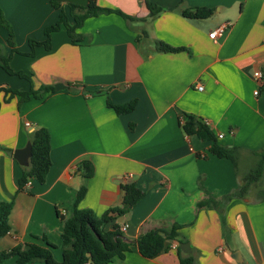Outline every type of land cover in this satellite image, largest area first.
<instances>
[{"label":"crops","instance_id":"obj_1","mask_svg":"<svg viewBox=\"0 0 264 264\" xmlns=\"http://www.w3.org/2000/svg\"><path fill=\"white\" fill-rule=\"evenodd\" d=\"M95 1L136 19L115 12L89 16L77 29L79 41L60 27L50 33L49 49L35 45L29 55V39L43 41L59 9L50 0H0L17 49L11 51L0 27L12 70L30 75L34 87L66 86L19 108L18 96L3 102L0 92V202L13 201L0 251L28 242L44 245L43 236L60 260L63 222L78 189L84 195L77 207L99 217L122 204V184L128 181L143 192L117 219L127 225L123 234L130 247L123 258L102 264H179L180 240L189 244L195 264H264V173L244 195L225 198L242 184L258 161L254 152L264 147V0ZM147 1L160 8L154 17L148 16ZM201 6L213 13L182 15L183 8ZM223 22L230 27L211 39L209 32ZM156 41L178 49L156 50ZM0 86L25 90L30 82L0 67ZM108 100L134 101L135 107L117 114ZM186 115L204 123L216 143L236 148V168L210 151V140L184 132ZM39 127L49 133L50 167L43 183L32 178L18 190L22 165L13 150ZM84 161L91 166L87 177ZM209 196L219 205L197 206ZM174 224L180 225L176 239L152 257L140 254L139 234L169 231Z\"/></svg>","mask_w":264,"mask_h":264},{"label":"trees","instance_id":"obj_2","mask_svg":"<svg viewBox=\"0 0 264 264\" xmlns=\"http://www.w3.org/2000/svg\"><path fill=\"white\" fill-rule=\"evenodd\" d=\"M50 2L54 8L59 9L57 20L54 24L44 28L45 39L43 41L29 39L28 43L31 48L28 52L29 55L33 54V47L35 45H43L46 49H49L50 33L60 29V27L65 28L72 42L79 41L82 35L77 29L89 16L101 12H115L125 19H136L119 10L100 7L96 4L95 0H89L87 6L62 3L56 0H50ZM64 6H66L67 10L63 8ZM146 6L149 10V17H154L160 11L159 7L153 6L149 1L146 2ZM212 13L213 9L210 7L201 6L182 9V15L188 18H206ZM0 27L5 28L7 31V43L11 47V51H17L11 25L5 19L1 10ZM155 43L156 50L172 51L178 49L160 41H156ZM9 59L10 54L5 55L0 45V67L9 74H15L18 77L27 79L30 82V86L25 90L0 86V92H3V102L9 101L13 96H18V103L27 101L32 97L41 99L47 93L55 90L53 85L42 84L34 87L31 76L21 71H13L9 65ZM107 105L117 114H123L132 111L135 107V102L129 101L125 104L114 105L108 100ZM182 128L187 134L196 133L203 139L210 140V151L216 156L230 159L234 168L237 167L236 148H230L216 143V138L204 123L191 115H186ZM28 138L31 142V156L29 158V165L22 166V174L18 178V190L22 189L26 182L32 178L43 183L50 167V140L47 129L44 127L35 128L29 133ZM254 153L258 156L256 165L244 175L242 184L232 194L225 196L226 199H229L231 195H244L251 184L258 182L262 178L264 173V147ZM81 168L84 176L87 177L91 174L89 162H82ZM122 188L124 191L122 204L108 208L99 217H96L89 209L77 207L79 200L84 195V188L80 187L78 189L73 208L63 222L60 260H56L52 255V250L56 246L41 236V239L45 241L44 245L28 242L24 246L15 245L8 250L0 251V264H27L33 259H41L44 264H102L111 262L115 257L123 258L124 253L129 250L130 242L125 239L123 232L120 230L122 223L118 222L117 219L124 215L142 197L143 192L132 182L128 181L122 184ZM261 198L264 199V188L261 190ZM204 205L216 207L219 205V202L209 196L197 203L198 207ZM12 206V200L0 202V238L10 230L8 217ZM109 223L111 224L110 228H106V225ZM179 227L180 225L174 224L169 231L152 229L139 234L135 240L138 251L145 257L156 255L165 247L167 240L177 238ZM181 242L182 240H180ZM177 253L179 255V264H195L194 257L191 253H183L179 247H177ZM10 256L15 257L14 261L6 263L5 260Z\"/></svg>","mask_w":264,"mask_h":264},{"label":"water","instance_id":"obj_3","mask_svg":"<svg viewBox=\"0 0 264 264\" xmlns=\"http://www.w3.org/2000/svg\"><path fill=\"white\" fill-rule=\"evenodd\" d=\"M58 2L62 3H72L79 6H87L89 0H56ZM63 84L57 83L54 85L55 89H62L65 88ZM13 158L18 161V163L22 166H28L29 165V158L31 156V142L28 140L26 144L22 148H17L13 150ZM60 218H63L61 216ZM179 248L184 253H190L191 249L189 247V244L187 242H181L179 244Z\"/></svg>","mask_w":264,"mask_h":264},{"label":"built area","instance_id":"obj_4","mask_svg":"<svg viewBox=\"0 0 264 264\" xmlns=\"http://www.w3.org/2000/svg\"><path fill=\"white\" fill-rule=\"evenodd\" d=\"M231 23L230 22H223L221 24H219L214 30H212L211 32H209V37L213 40H215L219 35H221L223 32H225L226 29H228L230 27ZM256 80H261L262 79V72L261 71H257L256 75H255ZM198 90L202 89V86H197ZM254 94L258 93V90H254L253 91ZM25 126L30 127V124L28 122H25ZM219 137H222V134L218 135ZM127 229V225L126 224H121L120 226V230L122 232L126 231Z\"/></svg>","mask_w":264,"mask_h":264},{"label":"rangeland","instance_id":"obj_5","mask_svg":"<svg viewBox=\"0 0 264 264\" xmlns=\"http://www.w3.org/2000/svg\"><path fill=\"white\" fill-rule=\"evenodd\" d=\"M69 18H70V17H69ZM21 104H23V102H19V103L17 104L18 108L21 106Z\"/></svg>","mask_w":264,"mask_h":264}]
</instances>
